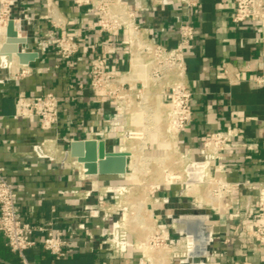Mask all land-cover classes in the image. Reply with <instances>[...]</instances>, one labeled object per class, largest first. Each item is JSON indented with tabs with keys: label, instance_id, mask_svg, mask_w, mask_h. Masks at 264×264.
I'll return each instance as SVG.
<instances>
[{
	"label": "crops",
	"instance_id": "1",
	"mask_svg": "<svg viewBox=\"0 0 264 264\" xmlns=\"http://www.w3.org/2000/svg\"><path fill=\"white\" fill-rule=\"evenodd\" d=\"M166 1L161 7H155L152 0H129V3L136 9L139 22L149 29L151 39L172 48L179 39L176 17L184 13V6L179 0ZM19 2L16 16L24 18L23 7L29 6L32 8L29 14L35 19L30 25L23 24L18 30V39L26 37L24 47L37 52L38 57L30 63V74L18 81L0 61V174L16 192L25 221L47 225L52 220L54 228L65 234L70 229L78 230L79 224L85 221L92 228L99 220H84L81 216L85 214V205L96 203V194L87 198L91 182L83 177L66 150L68 142L85 138L80 127L104 129L118 119L112 102L91 90L89 72L97 52L103 53L114 69L128 70L130 49L124 43L127 35L124 31L118 32L112 42H107L103 33L90 28L92 21L86 20L84 9H76L72 0ZM52 5L65 31L53 26ZM234 12L235 0H201L200 7L193 12L197 41L186 52L187 78L194 93L193 117L179 139L194 148L198 161L199 149L211 134L228 125L239 127L243 131V144L216 164L223 166L218 167L221 171L216 175L223 174L234 183L263 181L264 84L254 81L258 75L264 76V58L260 56L258 44L261 30L254 21L237 26L233 22ZM61 33L73 35L80 42V51L73 61L61 60L52 48L40 49V41ZM223 63L244 70L238 75V83L229 84L224 79ZM19 92L31 97L48 93L58 97L60 123L55 131L43 130L34 118H15ZM164 105L168 107L167 102ZM151 146L161 145L153 138ZM107 147L110 151L117 150L111 141ZM108 178L114 177L99 180H112ZM172 194L168 189L164 197ZM169 208L190 210L186 205ZM213 221L224 233L223 238L231 240L221 247L219 256L211 264H264V246L251 235V227L244 218L231 220L223 212L221 216L215 214ZM36 238L41 240L39 235ZM94 247L92 250L84 236H77L68 240L67 256L63 259H55L41 245L27 250L25 256L34 264H97L101 260L110 264H134L141 257L137 249H130L126 256L117 258L102 247V242ZM0 264H21L20 257L6 246L1 232Z\"/></svg>",
	"mask_w": 264,
	"mask_h": 264
},
{
	"label": "built area",
	"instance_id": "2",
	"mask_svg": "<svg viewBox=\"0 0 264 264\" xmlns=\"http://www.w3.org/2000/svg\"><path fill=\"white\" fill-rule=\"evenodd\" d=\"M179 1L184 6V13L176 17L179 39L177 45L170 48L151 39L149 29L139 22L138 13L131 7L129 0H72L76 9H84V17L93 23L90 25L92 30L103 33L109 43L118 32L124 31L127 35L124 43L130 49L129 68L123 72L111 67L101 52H97L92 60L89 72L90 88L95 94L102 95L112 102L118 119L110 122L109 127L104 129L80 127V131L85 134V138L80 141H106L107 146L111 141L117 147V150L112 152H117L123 150L125 143H140L147 149L154 138L169 150L175 149L173 152L186 161L180 173L181 178L176 179L183 180L181 196L184 192L191 193L188 189L184 190V183L191 184L187 181L186 168L192 163L205 164L203 182L197 185L198 188L203 184L207 185L212 202L209 205L210 212L218 216L226 212L231 220L244 218L251 227V235L264 246V180L234 183L223 174L216 175L221 171L218 167H223L216 164L243 144L242 129L228 125L226 129L211 134L199 149L198 161L194 157V148L180 142V133L193 117L191 101L194 93L187 78L186 52L197 41L192 19L193 12L200 7L201 0ZM152 2L155 7L167 3L166 0ZM19 3V0H0V21L13 20L20 24V28L25 23L30 25L35 19L33 14H29L32 8L23 7L24 18L16 16L15 10ZM51 19L54 27L65 31L64 24L54 13L53 5ZM249 21H254L260 26L258 44L260 56L264 58V0H235L233 22L237 26H243ZM132 31L136 34L134 41ZM22 38L26 39L27 43V38ZM25 44L20 45L21 52L37 53L27 50ZM39 45L43 51L52 48L58 57L66 62L73 61L81 47L75 36L64 33L54 35L47 41H40ZM136 55L142 60L146 77L131 75L132 61ZM3 66L9 68L12 78L17 81L31 72L30 63L22 65L19 60L5 63ZM243 71L231 63H223L221 67V75L229 84L238 83V75ZM254 81L263 85L264 76L258 75ZM164 102L168 103V107ZM59 108V99L53 93L31 97L25 92H19L15 118H34L43 130L55 131L60 123ZM138 117L140 119L136 121ZM72 142L74 141L68 142L67 156L70 155L69 147ZM75 165L80 168L76 162ZM84 173L83 177L92 185L87 198L96 194V203L85 205V214L81 217L84 220L95 218L99 223H94L93 227L89 228L86 221L81 222L78 230L70 229L66 234L56 230L52 220L47 225L25 221L17 203L16 192L0 174V232L6 239L8 249L20 257L21 264H34L27 260L25 252L38 245L55 259H63L67 256L68 240L77 236H84L92 250H95L97 242H102V247L117 258L126 256L130 249H137L141 257L134 264H211L219 256L221 247L231 240L229 237L223 238L224 233L213 221L211 213H203L197 206L190 210H180V214L176 216L175 210L169 208L170 197H163L161 203L156 200L160 205H150L147 220L140 217L142 209L137 205L127 208L108 205L109 200L115 202L126 192L125 187L108 186L105 181L99 180L101 176H87L86 171ZM114 187L117 191H113ZM128 209L134 216L131 221L128 220ZM125 214L127 220H124ZM186 214L199 216L200 218H195L194 221H200L207 228L206 251L198 258L193 256L194 236L180 231L175 226V221ZM131 223L143 226L142 231L146 233L144 241L139 242L130 237L128 226ZM38 235L41 240L36 238ZM97 264L110 263L101 260Z\"/></svg>",
	"mask_w": 264,
	"mask_h": 264
},
{
	"label": "rangeland",
	"instance_id": "3",
	"mask_svg": "<svg viewBox=\"0 0 264 264\" xmlns=\"http://www.w3.org/2000/svg\"><path fill=\"white\" fill-rule=\"evenodd\" d=\"M144 72V71H143ZM156 141V140H155ZM159 144V143H158ZM161 145V146H160ZM160 147H152L151 145L141 146L140 143H125L124 148L130 153L127 176L108 178L106 185L125 187L126 192L115 202L109 200L108 205H121L122 208L137 205L142 209L141 218L146 220L149 217L148 210L150 205H160L161 199L169 189L174 194L170 196V205H186L187 209L201 208L203 213H211L210 206L212 204L208 188L203 184L198 188L197 184H192L188 190L189 194L184 192L181 196V171L186 165V161L179 158V155L168 149L167 146L159 144ZM124 151V152H126ZM159 156V157H158ZM163 157V158H162ZM144 158H150V161H144ZM135 178H130V176ZM171 175V176H170ZM170 177V178H169ZM113 184H112V183ZM171 184L170 186H165ZM186 184V183H184ZM161 187V189H159ZM187 190V191H188ZM159 200V204L156 202ZM201 203V205L199 204ZM215 206V204H213ZM176 216L180 214L179 210L174 212ZM122 214V213H121ZM214 217V213H211ZM121 215H119L120 217ZM127 220V215H124ZM134 216L131 215V210L128 209V220L131 221ZM130 237L136 241H144L146 233L142 231L143 226L137 223H131L128 226Z\"/></svg>",
	"mask_w": 264,
	"mask_h": 264
},
{
	"label": "water",
	"instance_id": "4",
	"mask_svg": "<svg viewBox=\"0 0 264 264\" xmlns=\"http://www.w3.org/2000/svg\"><path fill=\"white\" fill-rule=\"evenodd\" d=\"M7 28V43L15 42L12 48H14L13 52L17 55L19 63L27 65L35 61L38 57L37 53L21 52L20 45L25 44L26 39L21 37L18 39V32L15 29V22L13 20L8 22ZM69 152L73 159H76L79 164L84 166L87 176L111 177L121 176L127 173L130 153L128 151H108L106 141H74L70 144ZM205 168L206 165L202 163L190 164L186 168L188 183L201 184L203 182ZM187 226L188 234L193 235L195 238V251L193 256L198 258L206 251L207 228L200 221H193L188 223Z\"/></svg>",
	"mask_w": 264,
	"mask_h": 264
},
{
	"label": "bare ground",
	"instance_id": "5",
	"mask_svg": "<svg viewBox=\"0 0 264 264\" xmlns=\"http://www.w3.org/2000/svg\"><path fill=\"white\" fill-rule=\"evenodd\" d=\"M7 27H8V21H2L1 20L0 21V51H1L0 52V61H2V63L6 62L8 64V63L14 62L15 60H18V58H17V55L13 52V49L9 48V46L10 45H14L15 42L7 43V39H8V36H7V29L8 28ZM19 28H20V24L15 22V29H16L17 32H18ZM131 34H132V38H133V41H134L135 38H136V34H135L134 31H132ZM131 75L132 76L141 75L143 77H146V73H145V70H144V66H143L142 60L138 57V55L134 56V58H133V61H132V74ZM139 119H140V117L136 118V121H138ZM122 149H123L122 150L123 152L126 151V149L124 147ZM150 160H151L150 158H146V159L144 158V161L148 162ZM74 161L78 165H80L81 172H83V174L85 175L84 171H86V169L84 168V166L79 164L76 159H74ZM124 176H127V174L124 175ZM130 178H135V177L132 175V176H130ZM190 187H192V184H190V185L189 184H184V190L185 189H189ZM112 189H113V191H117L116 187H114ZM199 204L201 205L200 202H199ZM195 218L198 219L200 217L197 216V215L196 216H192V215H187L186 214L180 220H176L175 221V226L180 231L187 232V230H188L187 224L193 222L195 220ZM124 220H126V217H124Z\"/></svg>",
	"mask_w": 264,
	"mask_h": 264
}]
</instances>
